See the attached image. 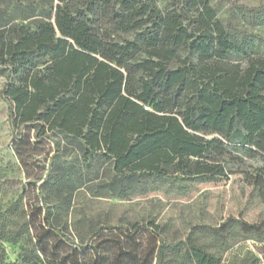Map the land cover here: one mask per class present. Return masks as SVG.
Segmentation results:
<instances>
[{
    "label": "trees",
    "instance_id": "1",
    "mask_svg": "<svg viewBox=\"0 0 264 264\" xmlns=\"http://www.w3.org/2000/svg\"><path fill=\"white\" fill-rule=\"evenodd\" d=\"M50 1L48 20L36 28H0V68L8 78L2 93L15 126L33 123L39 135L57 130L80 139L86 156L99 158L82 168L86 178L112 160L111 184L132 190L143 178L176 180L174 172L221 174L226 157L237 158L231 150L264 159L263 36L222 24L208 0L162 9L151 0ZM251 11L264 20V5ZM119 33L133 38L119 40ZM244 179L249 202L264 205V167ZM57 219L42 214L38 200L10 205L1 213L0 241L19 251L13 261L0 253V264H168L167 257L221 264L236 242H264V218L227 219L211 232L218 251L193 235L166 239L152 222L76 239Z\"/></svg>",
    "mask_w": 264,
    "mask_h": 264
},
{
    "label": "rangeland",
    "instance_id": "2",
    "mask_svg": "<svg viewBox=\"0 0 264 264\" xmlns=\"http://www.w3.org/2000/svg\"><path fill=\"white\" fill-rule=\"evenodd\" d=\"M160 9L179 5L186 0H151ZM216 18L224 25L242 27L264 37V20L251 11L264 0H208ZM54 2L50 0H0V28L10 24L36 28L48 20ZM193 8L187 10L191 15ZM132 33H119L117 39H132ZM180 58L184 53L178 51ZM232 61H241L231 55ZM197 56H191L195 62ZM178 65L171 59L169 67ZM7 72L0 68V219L1 213L19 201L26 207L38 200L42 214L57 215L59 227L86 240L93 229L115 227L105 233H119L134 227L145 230L150 222L164 231V238L193 235L209 241L218 251L212 231L221 229L227 219L257 222L264 218V205L248 200L251 186L244 173L264 167V159L246 157L231 150L237 158L224 161V171L212 177L176 180L141 179L139 189L124 183L114 186L112 160L97 168V175L86 178L81 172L87 163L96 165L97 153L86 156L80 139L57 130L38 134L33 123L15 126L13 106L2 93ZM22 137V138H21ZM20 139V140H19ZM55 179L59 187L52 186ZM144 244H147L144 239ZM18 244L0 241V253L7 260L17 258ZM168 264H184L167 257ZM185 264H193L187 261ZM221 264H264V242L241 240L222 254Z\"/></svg>",
    "mask_w": 264,
    "mask_h": 264
}]
</instances>
